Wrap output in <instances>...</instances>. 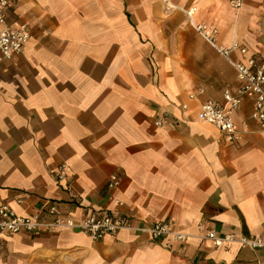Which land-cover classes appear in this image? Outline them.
Listing matches in <instances>:
<instances>
[{"label": "crops", "instance_id": "0c3cea01", "mask_svg": "<svg viewBox=\"0 0 264 264\" xmlns=\"http://www.w3.org/2000/svg\"><path fill=\"white\" fill-rule=\"evenodd\" d=\"M7 21L28 24L30 38L0 58V205L23 215L51 199L76 218L107 208L136 226L171 219L187 239L21 234L0 264H264V248L205 237L264 240V131L240 124L248 100L234 113L236 144L197 119L238 82L191 25L213 24L218 42L264 60V0H11Z\"/></svg>", "mask_w": 264, "mask_h": 264}, {"label": "built area", "instance_id": "2783aa9c", "mask_svg": "<svg viewBox=\"0 0 264 264\" xmlns=\"http://www.w3.org/2000/svg\"><path fill=\"white\" fill-rule=\"evenodd\" d=\"M11 0H0V58H10L22 52L30 38L29 26L26 23H9L7 8ZM234 8H240L243 0H229ZM191 19L193 9L186 10ZM193 29L235 70L238 85L234 90L226 88L220 101L206 100L199 105L196 113L198 120L213 125L220 133L221 140L226 144H236L241 130L236 126L234 113L243 101L248 100L251 108L248 118L240 124L247 127L252 121L258 130L264 131V60L255 55H248V50L237 43L224 45L218 42L217 28L213 24L195 23ZM238 52L242 59H233L232 54ZM192 97L193 94H190ZM156 124H161L156 121ZM65 177V166L60 165L56 171L58 180ZM119 180L114 174L107 180V187L114 188ZM21 202V200H18ZM119 205L120 201H116ZM173 220L156 221L151 224H133L130 217L112 212L107 208L92 209L81 218H76L61 210L58 201L42 200V205L27 214L16 213L8 204L0 205V252L14 235H34L51 233L60 229L76 230L85 233L93 240H100L107 235H115L123 229L138 233H146L152 240H162L166 246L173 242H185L187 235L175 229ZM205 237L212 240L215 246L224 243H237L251 249L264 248V240L259 236H235L234 234L218 235L214 230L206 232Z\"/></svg>", "mask_w": 264, "mask_h": 264}]
</instances>
